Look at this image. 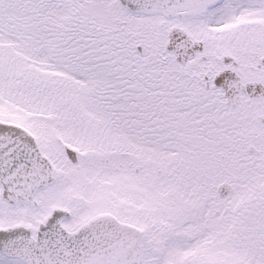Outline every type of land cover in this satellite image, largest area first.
Segmentation results:
<instances>
[{
	"label": "snow or ice",
	"instance_id": "snow-or-ice-1",
	"mask_svg": "<svg viewBox=\"0 0 264 264\" xmlns=\"http://www.w3.org/2000/svg\"><path fill=\"white\" fill-rule=\"evenodd\" d=\"M0 264H264V0H0Z\"/></svg>",
	"mask_w": 264,
	"mask_h": 264
}]
</instances>
